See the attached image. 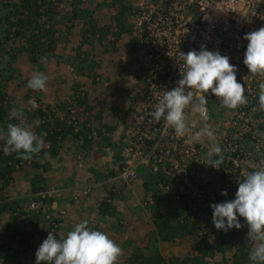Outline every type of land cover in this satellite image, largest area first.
I'll list each match as a JSON object with an SVG mask.
<instances>
[{"label":"trees","instance_id":"trees-1","mask_svg":"<svg viewBox=\"0 0 264 264\" xmlns=\"http://www.w3.org/2000/svg\"><path fill=\"white\" fill-rule=\"evenodd\" d=\"M123 1L125 0H108L107 3V0H103L97 4L95 3L96 7L93 6L91 8L88 6L83 8L79 6L84 5V0H71L70 11L66 17H60L54 11L56 6H52V2L47 0H17L16 3L7 2L2 7L0 6V53L4 57H7L9 53V61L5 63L3 68L0 67V129L3 130L0 132V221L4 216L14 220L18 217V214L28 209V205L31 202L38 201V198L35 197L37 192L48 189L43 175L51 170V165L45 158H52L57 154L55 145L60 143L64 137L70 136L73 142L80 140L83 150L90 143V140H88L90 129L86 126V123L82 124L74 132L76 119H70L68 116L69 111L64 110L65 121H60L55 116L58 107L54 105L48 107L43 104L39 98L34 96L35 94L31 89H26L24 97L25 99L34 100L37 105L35 108L20 106L13 98H8L5 93L7 83L9 84L15 77L24 76L23 79L27 85L31 77L13 69L16 66L17 57L23 54L21 58L24 57L23 62L27 66L36 65L48 57L53 58L56 62L54 64L55 69L57 67L60 69L65 68L71 71L74 76L89 80L94 84V79L97 77V71L100 68L99 60H102V56L113 57L116 52L115 44L120 36L125 34L127 42L131 46L134 41L129 21L133 10ZM128 2L131 5L132 0ZM102 7L110 9L108 16L113 19L111 26L98 25L94 22L95 20L89 22L93 12H97L94 10L100 11ZM79 22L82 23L79 29L81 39L77 42L76 49H78V52H76V56L68 57L63 54H54L58 42L56 38L58 33L63 30L61 35H64L63 41H65L72 30L76 29V24ZM94 41L102 49L100 52L90 54L91 52L88 51V48L90 50V46ZM45 54L49 55L44 57ZM19 61L22 62L21 60ZM80 87L81 85L77 81L72 85V98L67 101L66 105L70 107L84 106V111L88 112L91 108L86 105V92ZM13 107L23 108L26 117L24 125L34 126L33 131L37 134L42 131L45 143L50 145L48 148H43L31 160L18 159L15 153L6 156L3 152L7 125L9 123L21 124V121L12 115ZM95 119L98 120V116H95ZM258 130L264 131V120L258 125ZM239 158L241 159L243 156L239 155ZM259 159V156L256 155L250 156V167L245 166L248 173L258 169L256 163H260ZM221 164L228 171L227 175L219 173V181L222 187L223 184L229 183L227 196L221 195L223 190H221L219 197L216 198L206 197L204 194L206 203L203 207L190 202V195L179 192V185L173 183L170 176L161 171L156 173L145 171L142 177L141 175H136L137 178L141 177L140 190L144 193V201L150 205L148 208L145 207V212H143L144 215L145 213L147 214L146 221L151 230L148 233L146 231L142 232L141 237L134 239H127L126 236L122 244H120L124 252L117 264H252L249 260L251 245L246 238L248 227L245 220L239 218L242 227L239 230L233 228L227 232L218 231L212 223V209L210 206L235 199L238 180H243L239 169L234 170L231 161L223 158ZM23 167H29L33 173L32 176H26V183L29 184V195L23 197V199L7 200L3 191L13 182V175ZM231 177L234 178V186L231 185L229 180ZM160 185H168V189L163 190ZM111 194L109 191L108 198L101 199L97 209L102 216L112 218L113 225L117 231H123L124 235L133 234L130 233V229L136 227L129 225L130 222L126 220L123 223L119 222L117 212L106 202L111 199ZM85 195H88V193ZM41 201L48 204L50 199H41ZM136 206L140 207L137 203ZM27 212L32 213L31 211ZM60 214L61 212H58L55 217L48 218L46 226L48 232L53 233V230H57V226L62 220L58 217ZM38 217V214H32L25 219L27 223L29 220L34 221V225L31 226L32 230L37 227L36 220ZM52 222H54V227L51 226ZM1 226L3 230L6 229L4 225L0 224V228ZM55 231L53 234L58 239L61 238ZM16 234L18 241L14 243L15 251H13L10 250L13 242L11 245L4 243V240H7L8 237L10 241L13 239H11L6 230L3 232V240H0L1 264H6L9 260L10 264H23L25 257H22V252L19 248L24 244L25 237L21 231H16ZM143 235L148 239L146 244L144 243L147 240L144 242L142 239ZM43 240H45V237ZM157 243L175 245L178 254L172 256L174 255L173 251L162 253L158 249H154Z\"/></svg>","mask_w":264,"mask_h":264},{"label":"built area","instance_id":"built-area-1","mask_svg":"<svg viewBox=\"0 0 264 264\" xmlns=\"http://www.w3.org/2000/svg\"><path fill=\"white\" fill-rule=\"evenodd\" d=\"M130 4L132 48L143 85L111 180L129 184L136 178L138 167L151 173L161 171L179 185V192L190 195V202L203 207L209 186L221 190L219 173L227 175L228 171L222 164L219 169L207 165L204 157L211 145L206 137L202 139L204 143L189 142L188 135L177 137L173 129L164 127L163 120L156 123L150 112L163 91H171L182 78L181 53L199 52L201 46L208 51H219L237 68V82L245 87L247 103L235 110L227 109L228 118L220 121L209 118L208 123L223 158L231 161L243 178L248 173L245 166L250 167L251 154L259 156L260 163L256 165L260 167L264 162V131H259L258 125L264 120V112L258 106V85L264 79L253 77L245 67L243 59L248 41L243 37L264 27V0H132ZM206 99L207 108L220 106L219 99L210 92ZM185 111L195 133L203 121L198 114L191 113L190 107ZM248 143L255 149L246 147ZM229 180L234 186V178ZM228 185L223 184L222 190L227 191ZM161 189L167 190L168 185ZM118 193L112 189L113 195ZM140 204L148 205L143 201ZM40 205L41 201L31 202L28 211L38 213ZM51 226L54 227V222Z\"/></svg>","mask_w":264,"mask_h":264},{"label":"clouds","instance_id":"clouds-1","mask_svg":"<svg viewBox=\"0 0 264 264\" xmlns=\"http://www.w3.org/2000/svg\"><path fill=\"white\" fill-rule=\"evenodd\" d=\"M243 39L248 41L243 59L245 67L253 77L264 79V27L246 34ZM133 52L135 55L134 49ZM181 58L182 78L177 81V86L171 91H163L150 116L156 123L163 120L164 127L173 129L177 137L188 135L189 142H200L206 137L211 146L204 159L208 166L219 169L223 161V153L208 123L209 102L206 94L210 92L217 97L221 107L235 110L247 103L245 87L237 82V68L231 65L229 58L221 55L219 51H208L205 46H201L199 52L192 50L187 54L181 53ZM48 80L49 77L44 72L34 71L26 86L33 92H46ZM258 89L259 110L264 112V82L259 83ZM28 103L33 108L37 107L34 100ZM189 107L191 113L198 114L203 121L201 128L195 133L192 132V126L189 123L190 116L185 111ZM12 115L20 120L21 124L7 125L6 142L3 147L6 156L15 153L18 159L31 160L43 148L50 147L49 143H45L43 135L38 136L31 125H24L26 117L22 107H13ZM76 129L75 127L73 131L75 132ZM2 131L0 129V132ZM90 138L92 133L88 136V139ZM58 147L59 143L55 145V149ZM138 169L146 171L138 167L137 175ZM134 180L126 185L112 181L110 193L112 189H117L119 192L117 195H119L120 187H130ZM211 187L205 196L219 197L221 190L214 192ZM89 191L90 189H86L82 194L85 195ZM117 195L111 194V197ZM221 195L227 196V191H223ZM50 196L51 192L48 190L37 192L35 195L38 201L49 199ZM142 201L146 203L144 193L137 192L139 208L150 207L149 204L142 206L140 204ZM106 202L109 203L110 200ZM40 206V211L38 213L31 211L32 214H38V219L42 221L48 220L50 217L46 214L48 204L41 201ZM210 207L212 223L218 231L227 232L233 228L239 230L242 227L239 218L245 220L248 227L246 238L251 245L249 260L252 264H264V162H261L257 170L247 173L242 181L238 180L235 199L215 203ZM27 211L28 209L25 210ZM46 215L48 218H45ZM45 230V233H39L43 238L45 237V240L35 253L36 264H117L123 255V249L109 238L107 233L91 229L87 220L75 225L73 230L59 239L53 234L55 230L53 233Z\"/></svg>","mask_w":264,"mask_h":264},{"label":"crops","instance_id":"crops-1","mask_svg":"<svg viewBox=\"0 0 264 264\" xmlns=\"http://www.w3.org/2000/svg\"><path fill=\"white\" fill-rule=\"evenodd\" d=\"M85 2L86 1H84V3ZM76 32H78L77 29ZM122 36L127 38L126 35L123 34L119 39H121ZM126 42V52L121 53L122 44H120L118 45L119 49H116L113 55V63H115V66L120 67L123 72L126 70L131 71L136 66L132 46L129 42L128 44H126ZM123 59L124 62L121 61ZM44 61L46 62L45 71L41 72L47 75L48 71L55 68L54 64L51 62L52 58H46ZM107 69L115 71L111 69L110 66H108ZM55 73L67 77V79H65V86L53 84L54 81L49 77L48 89L46 92H43L45 94L43 103L46 105L51 103L58 107L55 116L60 121H65L64 110H68L70 119H76V128L86 123V126L90 129L88 136L93 132H95V135L88 139L90 143L85 149L86 151L82 149L80 140L73 142L70 136H66L59 143V147L56 150L57 154L52 158H45L51 165V170L43 175L45 185L48 188L47 190L51 192L46 214L50 217H55L58 212H61L58 217L62 220H60L57 230L55 231L58 233L59 237L66 236L67 232L73 230L75 225L87 220L91 229L107 233L109 238L122 247L120 244H122L126 236L127 239H133L135 234H141L144 231L148 233L151 227L146 221L147 214L145 213L144 215L145 209L136 206L137 192L141 191L140 178L144 173L142 169H139L141 171L138 173L141 177H138L130 187H120V194L111 197L109 202L117 212L119 222L123 223L125 220L129 221V225L136 227L135 230L137 228L139 229L138 233L124 235L123 231L115 232L112 218L109 216H102L97 209L101 199L107 198L110 188L113 186L111 178L115 173L116 164L120 159L121 149L119 147L122 148L121 139L124 136V129L121 125L123 117L117 116L115 113L116 111L113 109L114 102H118L116 99H112V93L115 91H112L110 88L108 94L103 93V87L100 85L101 78H108V76L104 78L102 75L103 69L102 71H98L97 77L94 79V84L89 80L74 76L71 71L65 68L60 69L58 67V69H55ZM76 81L80 83V89L86 92V105L91 108L88 112L86 110L84 111V106L70 107L66 105L67 101L72 98V85ZM132 105L133 104H131V107ZM132 109H135L134 105ZM109 110H111L112 119H109L110 115L107 114ZM124 115L125 118L128 116L126 113H124ZM95 116H98L99 119L96 120ZM126 121L128 122L127 119ZM91 147L94 149L91 150ZM113 148L116 149V151H114ZM104 171H106V173H104ZM97 177H100L101 180H97ZM86 189H90V191L88 195H83L82 192ZM115 202H119L124 206H117ZM122 208H126V211L121 210ZM31 215L32 213H27L25 211L20 214V216H24V219L27 217L29 218ZM36 221L37 228L35 231L40 230L41 234L45 233L47 220L42 221L41 219H37ZM33 222V220H29L28 223H26L31 227L34 224ZM32 231L31 229L30 232ZM41 234H39L40 241L43 240ZM38 242L39 241H37V243ZM164 244L167 243H157L155 245L160 247ZM13 245L11 248H15V244ZM24 246L23 244L19 250L21 251ZM177 253L178 251L176 250V255ZM23 256H26L23 264H28L30 261H34L31 264H36V260H33L34 256H32V253L27 255L22 252V257Z\"/></svg>","mask_w":264,"mask_h":264},{"label":"rangeland","instance_id":"rangeland-1","mask_svg":"<svg viewBox=\"0 0 264 264\" xmlns=\"http://www.w3.org/2000/svg\"><path fill=\"white\" fill-rule=\"evenodd\" d=\"M47 1L52 2V6H56V10H54V11H56L60 17L61 16H63V17L68 16V13L70 11V1L71 0H47ZM84 1H86L84 3V5L79 6V7L86 8L89 6V7L93 8V6L96 7V4L98 2L103 1V0H94V1L93 0H84ZM128 1L129 0H125V1H123V3L127 4V3H129ZM7 2L16 3L17 0H0V6L2 7ZM107 3H108V0H107ZM128 6H130V5H128ZM109 10L110 9H107L106 7H102V10H100V11L95 9L94 11H97V12H93V15L91 16L92 21L90 20L89 22H93L95 20L94 22L97 23L98 25H107V26L110 25L111 26L113 23V19L110 16H108ZM101 11H102V14H101ZM81 24L82 23H80V22L78 24H76V29L78 30V32H76V29H73L71 34L66 38L65 41H63L64 35L63 36L61 35L63 30L61 33H58V35L56 37L58 42H57V46L55 47L54 54H59V55L63 54L64 56H68V57L76 56V52H78V49H76L77 42L81 39L80 32H79ZM120 40H121V42H120ZM126 41H127V38H124V36H122L121 39H119L115 44L116 49H119L118 45L122 44L121 53L126 52V46H125ZM126 44H128V42H126ZM86 48H88V47H86ZM101 49H102V47H100L97 44V42L94 41V42H92V44L90 46V50L88 48V51L91 52L90 54H92L94 52L95 53L100 52ZM22 55L23 54H20V57L19 56L17 57V59L15 61L16 66L13 67L14 70H16L17 72H21L23 75L26 74V75H30V76H32V73L34 71H45V66H46L45 61L39 62L36 65H30V66L28 65L27 66L23 62L24 57L21 58ZM48 55L49 54H45L44 57H46ZM8 56H9V53H8L7 57H4L0 53V67L3 68L5 66V63H7L9 61ZM90 57L92 58V56H90ZM19 60H21L22 62H20ZM113 61H114L113 57L107 58L105 56H102V60H99L100 68L98 69V71L99 70L102 71V69H103L102 75L104 76V78H105V76H108L107 79L101 78L100 85H101V87H103L102 88L104 91L103 93L108 94L110 88L112 89V91H115L114 93H112V99L113 100L116 99L118 102H114L113 109H114V111H116L115 113L117 116L123 117L121 125L123 126V129H124V131H123L124 136L121 140H124V138L127 137V134H128L129 128H130V121L132 120V117L134 114V110L132 109V107H133V105L137 106L138 102L140 100L143 82L139 78L140 74H139V70H138L137 66H135L131 71L126 70L125 72H123V71H121L120 67L115 66V63H113ZM121 61L124 62V59ZM51 62L53 64L56 63L53 58H52ZM108 66H110L111 69L115 70L117 73L115 71H111V70L107 69ZM56 69H58V67ZM119 71H121V72H119ZM119 75H122V76H119ZM47 76L52 78V80L54 81L53 84L59 85V86H65V81H66L65 79H67V77L63 76L61 74H56L55 69H51L50 71H48ZM23 77L24 76L15 77L14 80H12L9 84L7 83L6 88H5V93L8 96V98H11V99L13 98V100L16 101L17 103H19L20 106H24V107L32 109L33 108L32 105L28 103L31 99H25V97H24L27 86L25 84ZM30 79H31V77H30ZM33 93L35 94L34 96H36L37 98H39L40 101H42V103L44 102L45 94L43 92H41V94H39L40 92H33ZM43 104H45V103H43ZM131 104H133L132 107H131ZM53 105L54 104H51V103L47 104L48 107H52ZM129 106H130V108H129ZM208 108H209V118L211 120L220 121L222 119L228 118V110L227 109L220 107V106H218V107L209 106ZM124 113H126L128 115L126 118H125ZM107 114L110 115L109 119L113 118L111 115V110H109V113H107ZM126 119L128 120V122L126 121ZM33 125H35V123H33ZM213 126H215V125H213ZM33 127L34 126H32V130H34ZM37 135L38 136L43 135V137H44V133L42 131L39 132ZM204 140H206V139H204ZM263 140H264V137H263L262 141ZM200 142L204 143L203 140H201ZM121 144L123 145V141H121ZM63 146H64V144H63ZM247 146H249V148L252 147L253 150L255 149L253 147V145H251L249 143L246 145V147ZM119 148L121 149V147H119ZM90 149L93 150L94 148L91 147ZM120 149H119V151H120ZM114 151H116V149H114ZM251 155H256V154H251ZM140 171L141 170L138 169L137 173H140ZM32 175H33V173L29 169V167H23L19 172L15 173L13 175L14 176L13 182H11V184L8 187H6L3 191L5 198L7 200L20 199V198L23 199V197L28 196L29 195V191H28L29 184L26 183V181H27L26 176H32ZM97 180H101V178L97 177ZM217 182L219 183V181H217ZM218 191H219V188L214 189V192H218ZM115 203L117 206H119V205L124 206L123 204H121L119 202H115ZM121 210L126 211V208H122ZM14 222H16V223L14 224ZM0 224L5 226L6 232H8L11 239H13L10 241L9 237H8L7 240L6 239L4 240V243H6V245L7 244L11 245L12 242H13V244L16 243V241H18V236L16 234V231L23 232V236L25 237V240H24L25 246L22 248L21 252H23L27 255L32 253V256H34L33 260H36L35 253L38 250L37 247H39L42 244V242L44 241V240H41V241L39 240L40 230L35 231V229H34L32 232H30L31 227L26 223L24 216L22 217L19 214H18V217L15 218L14 220H10V218L8 216H4L2 218V220L0 221ZM5 230H3L2 226H1V228H0V240L1 239L3 240L2 236H3V232H5ZM134 230H135V228L130 229V233H138L139 232L138 228L135 231ZM115 232H119V231H117V229H115ZM141 235H142V233L141 234H135L133 239L137 238V237H141ZM142 239L144 240V242L147 240L144 244H146L148 242V239L146 238V236L143 235ZM37 241H39V242L37 243ZM132 241H135V240H132ZM36 244H37V246H36ZM155 248L158 249V251H160L162 253H164L165 251H173L174 255H172V256L176 255L177 247L173 244H164V245H161L160 247L158 245H155L154 249ZM10 250L15 251V248H11ZM123 252H124V250H123ZM25 258H26V256H25ZM28 259H29V257H28ZM33 262L30 261V262H28V264H31ZM0 264H1V260H0ZM6 264H10V260L7 261Z\"/></svg>","mask_w":264,"mask_h":264}]
</instances>
